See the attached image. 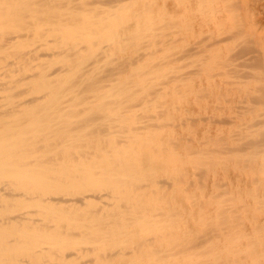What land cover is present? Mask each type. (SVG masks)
<instances>
[{"label":"bare ground","instance_id":"bare-ground-1","mask_svg":"<svg viewBox=\"0 0 264 264\" xmlns=\"http://www.w3.org/2000/svg\"><path fill=\"white\" fill-rule=\"evenodd\" d=\"M170 1L0 0V264H264L261 0Z\"/></svg>","mask_w":264,"mask_h":264},{"label":"rangeland","instance_id":"rangeland-1","mask_svg":"<svg viewBox=\"0 0 264 264\" xmlns=\"http://www.w3.org/2000/svg\"><path fill=\"white\" fill-rule=\"evenodd\" d=\"M162 1H164V0H162ZM162 1L160 0V2H159V0H156V2L158 3V7H160L159 4L162 5V3H163ZM165 1L168 2V4L171 3L170 0H165ZM170 6H171V5H170ZM172 6H173V5H172ZM172 6H171V7H172ZM160 8H161V7H160ZM162 8H163V7H162ZM162 8H161V9H162ZM257 8H258V10H260V13H261L260 16H262V18H264V14H263L264 11H261V9L264 10V0H261V4H257ZM260 8H261V9H260ZM174 10H176V9H174ZM179 10H180V9H179ZM179 10L177 9L176 12L179 11ZM180 14H181V13H177V15H180ZM177 15H176V16H177ZM181 15H182V14H181ZM19 26H20V25H18L17 28H19ZM15 28H16V27H15ZM15 28L12 29V32H11V33L14 34V30H15V32L18 30V29L16 30ZM252 47H254V46H252ZM254 48H255V47H254ZM256 48H257V47H256ZM26 263H27V262H26ZM26 263H25V264H26ZM35 263H36V264H43V263H39V262H35ZM35 263H32V264H35ZM20 264H22V263H20Z\"/></svg>","mask_w":264,"mask_h":264}]
</instances>
